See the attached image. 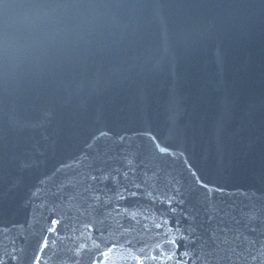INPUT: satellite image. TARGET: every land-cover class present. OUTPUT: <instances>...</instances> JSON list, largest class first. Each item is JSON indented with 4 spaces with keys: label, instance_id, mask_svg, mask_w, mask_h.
I'll return each instance as SVG.
<instances>
[{
    "label": "water",
    "instance_id": "95a60500",
    "mask_svg": "<svg viewBox=\"0 0 264 264\" xmlns=\"http://www.w3.org/2000/svg\"><path fill=\"white\" fill-rule=\"evenodd\" d=\"M0 264H264V0H0Z\"/></svg>",
    "mask_w": 264,
    "mask_h": 264
}]
</instances>
